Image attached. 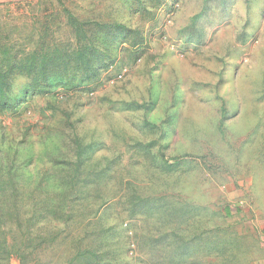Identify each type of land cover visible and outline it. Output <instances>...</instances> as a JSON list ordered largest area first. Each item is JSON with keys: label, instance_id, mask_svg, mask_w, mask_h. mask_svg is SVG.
Segmentation results:
<instances>
[{"label": "rangeland", "instance_id": "374dc122", "mask_svg": "<svg viewBox=\"0 0 264 264\" xmlns=\"http://www.w3.org/2000/svg\"><path fill=\"white\" fill-rule=\"evenodd\" d=\"M42 47L0 107V264H264V0H0V48Z\"/></svg>", "mask_w": 264, "mask_h": 264}, {"label": "trees", "instance_id": "16d2710c", "mask_svg": "<svg viewBox=\"0 0 264 264\" xmlns=\"http://www.w3.org/2000/svg\"><path fill=\"white\" fill-rule=\"evenodd\" d=\"M83 23H80V27H78V33L82 34V37L86 39V43L82 45L77 55L74 58L75 67L74 70L82 69L85 75H89L90 73H94V68L91 64V52L89 50H93V46L91 43L88 44V38H86V33L82 30ZM91 42V41H90ZM23 49L24 55L18 56V50L11 51L9 49H1L0 48V107L6 108L10 104L9 100V79L13 75H34L33 82L34 84L31 86V89H37V82L39 77H45L46 74L49 73V67H51L58 59H52V52L46 47H42L39 52L32 49L30 51H25ZM62 68L66 71L68 62L64 59L63 56H59ZM63 73V72H62ZM65 73V72H64ZM144 200L142 199L141 204H143ZM140 204V205H141ZM86 252H78L76 257L85 256Z\"/></svg>", "mask_w": 264, "mask_h": 264}]
</instances>
